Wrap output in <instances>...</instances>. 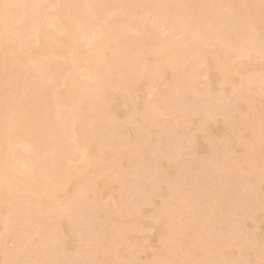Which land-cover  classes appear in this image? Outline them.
<instances>
[{
    "label": "bare ground",
    "instance_id": "6f19581e",
    "mask_svg": "<svg viewBox=\"0 0 264 264\" xmlns=\"http://www.w3.org/2000/svg\"><path fill=\"white\" fill-rule=\"evenodd\" d=\"M0 264H264V0H0Z\"/></svg>",
    "mask_w": 264,
    "mask_h": 264
}]
</instances>
